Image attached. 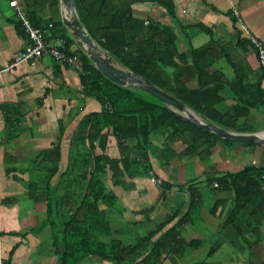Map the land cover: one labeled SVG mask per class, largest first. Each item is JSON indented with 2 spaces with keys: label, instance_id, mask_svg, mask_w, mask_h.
<instances>
[{
  "label": "crops",
  "instance_id": "obj_1",
  "mask_svg": "<svg viewBox=\"0 0 264 264\" xmlns=\"http://www.w3.org/2000/svg\"><path fill=\"white\" fill-rule=\"evenodd\" d=\"M10 1L0 0V264H60L56 227L66 217L59 211L57 226L50 221L48 205L62 194L54 175L70 163L85 118L101 112L102 105L88 94L79 64L46 55L5 70L31 42ZM164 1L171 3L174 17L161 0H134L131 15L145 26L154 23L174 32L176 64L169 70L175 87L207 115L188 107L202 121L227 131L263 132L262 68L235 12L264 41V0ZM19 4L49 45L61 46L62 35L71 36L64 31L60 0ZM80 50L77 42L70 46L72 53ZM166 141L160 135L152 138L148 155L154 176L132 168L133 175L127 173L122 183L111 172L102 177L115 206L100 205L111 228L101 240L131 248L127 261L91 255L79 264H264L263 195L233 216L236 227L227 222L237 205L235 192L210 183L248 166L264 167V144L210 139L188 153L181 139ZM106 150L111 158L122 157L112 135ZM190 188L200 197L196 207ZM185 216L180 236L159 249L158 258L152 249L160 234L140 248L143 239L160 228L170 231Z\"/></svg>",
  "mask_w": 264,
  "mask_h": 264
},
{
  "label": "trees",
  "instance_id": "obj_2",
  "mask_svg": "<svg viewBox=\"0 0 264 264\" xmlns=\"http://www.w3.org/2000/svg\"><path fill=\"white\" fill-rule=\"evenodd\" d=\"M75 2L90 35L106 52L186 106L207 115L199 105L191 101L190 95L179 93L175 87L174 74L169 68H174L176 64L177 46L174 32L170 28L154 23L145 26L143 21L132 17L131 4L134 0ZM161 3L174 17L171 3L164 0ZM64 31L67 32V28ZM62 39L64 50L79 57L84 85L88 94L96 97L102 105V111L85 118L80 133L74 137L70 163L64 171L59 167L54 175L59 178L56 188L62 194L48 205L50 221L57 226L54 216L59 211H64L66 217L60 223L61 229L56 227L60 264H79L91 255L125 263L131 248L121 241L106 243L101 240L104 236H110L111 228L100 205L108 208L115 206V197L107 190L103 175L111 172L116 183L124 182L127 173L133 175L128 172L132 168L143 169L146 174L154 176L148 154L155 135L170 142L181 139L187 144L188 153L194 152L202 142L220 137L182 119L151 94L110 81L82 50L80 54L70 51V46L76 43L73 37L62 35ZM109 135L114 136L119 144L122 156L119 159L107 154ZM210 183L214 187L218 184L215 188L219 190L235 192L237 205L227 222L238 227L233 216L254 197L263 195L264 198V167L248 166L239 172L218 176ZM189 191L191 206L196 207L200 197L195 195L193 189ZM186 220L187 216L183 217L167 232L160 228L143 239L140 248L160 234L161 238L152 249L158 258L159 249L169 247L180 236L179 227ZM60 245H65L64 252H61Z\"/></svg>",
  "mask_w": 264,
  "mask_h": 264
},
{
  "label": "water",
  "instance_id": "obj_3",
  "mask_svg": "<svg viewBox=\"0 0 264 264\" xmlns=\"http://www.w3.org/2000/svg\"><path fill=\"white\" fill-rule=\"evenodd\" d=\"M63 14V24L70 31L81 50L90 58L96 68L110 81L128 88H134L159 99L162 104L177 114L182 119L206 129L221 139L237 143H262L264 144V131L256 133H235L220 128L212 123L202 121L183 102L173 95L160 89L150 80L138 75L134 71L119 63L112 55L106 52L90 35L82 22L77 10L75 0H60ZM64 252L65 245H60Z\"/></svg>",
  "mask_w": 264,
  "mask_h": 264
},
{
  "label": "built area",
  "instance_id": "obj_4",
  "mask_svg": "<svg viewBox=\"0 0 264 264\" xmlns=\"http://www.w3.org/2000/svg\"><path fill=\"white\" fill-rule=\"evenodd\" d=\"M10 5L15 9L18 19L22 22L31 42L23 51L15 55L13 62L5 69L6 71L11 70L24 62L40 60L46 55H50L57 61L67 65L73 66L79 64V57L77 55L69 54L64 50V42L61 46H51L47 43L45 33L41 29L33 27L28 18L24 15L19 0H11ZM235 15L247 32L249 44L254 48L258 56L264 81V41L258 39L248 31L247 27L242 22L238 11L235 12ZM157 181L158 180H156V182ZM215 187H218V184H215Z\"/></svg>",
  "mask_w": 264,
  "mask_h": 264
}]
</instances>
